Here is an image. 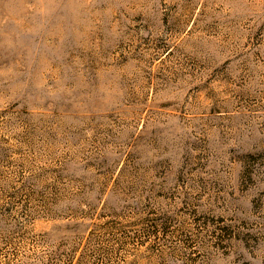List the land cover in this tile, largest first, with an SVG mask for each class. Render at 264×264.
Here are the masks:
<instances>
[{
	"label": "rangeland",
	"instance_id": "374dc122",
	"mask_svg": "<svg viewBox=\"0 0 264 264\" xmlns=\"http://www.w3.org/2000/svg\"><path fill=\"white\" fill-rule=\"evenodd\" d=\"M0 264H264V0H0Z\"/></svg>",
	"mask_w": 264,
	"mask_h": 264
}]
</instances>
